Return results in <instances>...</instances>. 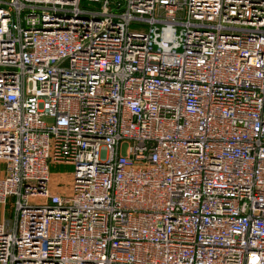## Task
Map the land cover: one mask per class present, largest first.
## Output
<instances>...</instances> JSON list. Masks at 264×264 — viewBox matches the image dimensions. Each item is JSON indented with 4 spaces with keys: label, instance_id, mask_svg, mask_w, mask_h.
I'll list each match as a JSON object with an SVG mask.
<instances>
[{
    "label": "built area",
    "instance_id": "obj_1",
    "mask_svg": "<svg viewBox=\"0 0 264 264\" xmlns=\"http://www.w3.org/2000/svg\"><path fill=\"white\" fill-rule=\"evenodd\" d=\"M80 1L0 0V264H264V0Z\"/></svg>",
    "mask_w": 264,
    "mask_h": 264
},
{
    "label": "rangeland",
    "instance_id": "obj_2",
    "mask_svg": "<svg viewBox=\"0 0 264 264\" xmlns=\"http://www.w3.org/2000/svg\"><path fill=\"white\" fill-rule=\"evenodd\" d=\"M79 7L81 9H85V5L83 0L80 1ZM124 146L121 147V153L123 152ZM70 166L67 165H53L49 167V181L51 185L60 184V192L63 193L67 189L68 181L70 180L69 175L67 174L70 171ZM4 212V211H3ZM0 215L2 217L1 207H0ZM4 216H7L6 214ZM3 219H6L5 217Z\"/></svg>",
    "mask_w": 264,
    "mask_h": 264
},
{
    "label": "crops",
    "instance_id": "obj_3",
    "mask_svg": "<svg viewBox=\"0 0 264 264\" xmlns=\"http://www.w3.org/2000/svg\"><path fill=\"white\" fill-rule=\"evenodd\" d=\"M3 167H4V164L2 161H0V177L3 174ZM0 219H2L1 215H0Z\"/></svg>",
    "mask_w": 264,
    "mask_h": 264
}]
</instances>
